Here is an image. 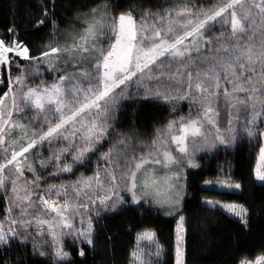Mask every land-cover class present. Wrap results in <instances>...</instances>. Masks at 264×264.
I'll return each mask as SVG.
<instances>
[{
  "label": "snow or ice",
  "instance_id": "6c2138e0",
  "mask_svg": "<svg viewBox=\"0 0 264 264\" xmlns=\"http://www.w3.org/2000/svg\"><path fill=\"white\" fill-rule=\"evenodd\" d=\"M237 6L240 8L239 12L236 10ZM177 15L183 17L185 14L182 12ZM203 15L205 18L200 19L190 31L187 30V26L192 25V20H188L183 33H177L174 40L171 38L164 39L168 33L162 30V24L160 25L161 30H156L154 27L152 46L145 47L141 41L140 46L136 47L134 42L138 40V31L142 32L144 27L141 25L138 30L136 21L130 13L121 14L118 18V27L114 29L115 43L106 53L101 52L95 65V73H81L73 76L61 75L58 77V82L50 86L29 88L23 94L22 102L19 104L13 95L12 110L8 111V120L4 119V98L0 97V124H8L10 127L17 126L11 121L12 111L24 112L26 108H30L37 113V123L43 119L46 126V130L42 127L39 132L34 131L33 138L26 143V146L21 144L18 151L13 150L11 157L5 156V162L0 163V188L5 187V182L10 180L12 191L17 194L14 206L20 208L22 213L20 219L9 221L10 227L7 233L4 231L3 224L0 223V243H8L9 237L12 239L17 237L19 233L16 225L22 227L30 225L33 220L41 226L44 224H49L50 227L52 225L55 227L62 226V228L69 229L68 234H72L73 224L69 212L74 205L72 200L67 198L60 204L58 201H51V195L39 196V202L44 206L45 212L51 211L56 214L57 219L54 221L35 216L32 220L24 219L28 209L35 203L31 199L29 185L39 186L35 180L22 181L25 166L28 171H35L32 164L27 163L26 154L38 144L47 142L49 147H52L54 141L63 139L70 141L68 146L62 148L59 153H53L49 162L59 165L62 163V155L71 154V150L75 151V155L72 156L73 161L82 162L86 155L94 151L96 145L100 144L108 134L107 119L111 112L109 100L110 98L114 99L115 89L126 84L138 74L146 75L148 80H155L158 85L155 91L146 93L145 99L153 97L165 101L189 99L193 106L199 103L196 118H192L190 115L187 118L181 117L177 121L169 122L167 129L158 133L148 155L141 156L135 163L133 161H136V158L133 157L127 164L123 165L125 170L119 175L115 171V166L120 164L119 154L117 153V158L113 159V153L110 151L101 157L113 165L112 171L107 168L104 170L105 179L102 180L101 173L97 172L93 177L81 178L75 185L50 188V194L59 197L61 189H63L66 196L67 188L71 187L76 197H79L82 191L85 195L90 196L87 190L92 189L94 184L101 189L107 185V190L103 196L100 195L99 191L95 192L96 199L99 200L100 205L107 206V202L111 201L112 206L115 207L116 203L123 201L117 190L122 185L126 191L132 194L133 202H139L140 198L134 191L137 187V172L149 163L163 164L167 167L169 163L175 162L176 158L170 150L171 144L176 145L175 151L180 153L181 157L188 156V142L191 141L193 144L197 142L196 138L204 134L205 124L212 125L216 129L215 139L221 144L228 142L224 136L220 135L218 123L221 95L224 97V106L230 110L228 112V131L233 133L232 139H235L234 133L237 131L236 125L240 123V117L235 115L233 118L234 114L231 110H235L237 113L243 112L245 116L242 125L244 131L249 137L255 134L256 121L264 118V99L261 98L264 96V0H229L218 10ZM257 16L261 18L259 21L256 19ZM161 20H163L162 17ZM210 22H222L229 26L231 36L237 37V39L229 40L228 37H225L223 41L219 38L216 41H205L206 51L201 52V49L196 46L195 51L198 55L193 57L190 45H194L195 41H189L188 45L185 42L189 37L202 36ZM257 26L260 28L259 39L256 38L255 31H248L250 27L255 29ZM172 30L169 28L168 31L171 32ZM94 31V26L89 25L81 37V42H74V47L88 52L89 49L86 44L89 38L94 35ZM144 39L146 40L147 37ZM217 44L226 46L217 48ZM60 52V48L51 47L41 55L48 58ZM9 53H15L16 56L24 60L35 59L30 57L28 48L18 41L14 40L9 46L5 44L4 40H0V65L9 64ZM193 61L199 63L193 66ZM158 63L159 67H154ZM165 76H167V82L164 79ZM14 82L23 84L24 78L17 77ZM12 83L13 81L10 80L9 84ZM185 83L187 91L183 89L176 91L177 84L183 85ZM228 85H231V89ZM12 92L13 89L10 86L9 91L4 96L7 97ZM232 101H236V103ZM257 105H259V109ZM249 109H251L250 119L247 118ZM20 126L22 127V125ZM4 132L5 128L0 126V144L5 143ZM77 140H82L83 145L77 147L75 143ZM121 143H124L123 139ZM212 146L215 144L213 143ZM259 161L255 176L257 180L264 181V147L260 148ZM41 166L47 165L41 161ZM189 166L196 167L191 159H189ZM59 171L71 172L72 165L65 164L59 168ZM56 174L53 173V175ZM156 183L154 178L151 179V182L146 179L144 187L147 189ZM222 186L240 188L239 184ZM21 190L25 193L22 197L19 195ZM157 194L159 195V193ZM113 196L116 197L115 200H113ZM12 203L10 201V204ZM91 203L95 205L96 200H91ZM80 207L87 209L88 203L81 202ZM224 207L228 212L240 216L242 219L246 215V210L242 206L225 205ZM12 210V207H9V216H11ZM183 220L184 217L181 216L177 225L176 264H183L181 247ZM52 232L55 240L57 237L54 228H52ZM63 234L61 232V235ZM90 234L91 223L89 222V228L86 231L76 232L75 236L77 238L83 237L91 244ZM153 236V233H142L137 238L138 243L143 240L151 241ZM41 255L44 253L42 252ZM55 255L58 261L69 258V254L64 252L62 248H58ZM80 255L83 256L84 252L81 251ZM132 255L139 261V264H143L139 251L133 252ZM240 264H264V256L258 257L254 262L241 260Z\"/></svg>",
  "mask_w": 264,
  "mask_h": 264
},
{
  "label": "trees",
  "instance_id": "16d2710c",
  "mask_svg": "<svg viewBox=\"0 0 264 264\" xmlns=\"http://www.w3.org/2000/svg\"><path fill=\"white\" fill-rule=\"evenodd\" d=\"M229 0H0V39L9 45L14 40L26 44L30 57L42 56L52 39L62 43L60 34L76 31L85 25L89 16L107 14L115 20L121 14H131L136 22L145 16L162 14L166 10L182 9L191 13H212ZM43 21V23H40ZM209 24L206 38L214 40L222 29ZM53 31V32H52ZM17 34V35H15ZM53 34L55 36H53ZM23 43L24 47H26ZM33 59L15 58L9 63V75H14L20 65L31 66ZM17 63L18 66L14 64ZM50 64V63H49ZM52 72L63 75L61 63H54ZM86 65V64H85ZM5 66L0 65V97L8 92ZM85 67V66H84ZM62 69L61 71H59ZM111 130L100 147V152L110 150L120 138H139L151 141L156 132L174 117L173 108L156 99H145L143 94L130 92L123 97L112 112ZM6 124L5 143L0 144V163L9 152L19 150L21 144L33 138L23 117L16 112ZM22 125V127L20 126ZM36 132V131H35ZM264 118L255 134L246 137L233 148L214 150L196 158V168L186 171V195L178 216L158 213L152 206L139 201L127 204L96 220L92 243L65 242L64 250L69 258L58 261L48 245H35L32 241L11 240L0 247V264H139L133 257L138 236L150 231L156 253L144 241L141 253L143 264H175V227L178 217L185 223L184 264H239L243 259H254L264 254V181L257 182L254 170L262 147ZM7 149V152H5ZM27 155V163L35 167L36 150ZM94 156V155H92ZM92 161L88 162L91 165ZM26 168V166H25ZM92 172L84 166L76 167L67 179ZM32 175L24 171L25 177ZM28 178V177H26ZM25 178V179H26ZM223 181L239 184L240 191L202 187L206 181ZM204 200L239 203L247 210V225L218 206H210ZM3 203V202H2ZM3 204H0L2 209ZM3 210V209H2ZM153 249V248H152ZM83 251L84 255H80ZM44 255H41V253Z\"/></svg>",
  "mask_w": 264,
  "mask_h": 264
},
{
  "label": "rangeland",
  "instance_id": "374dc122",
  "mask_svg": "<svg viewBox=\"0 0 264 264\" xmlns=\"http://www.w3.org/2000/svg\"><path fill=\"white\" fill-rule=\"evenodd\" d=\"M236 10L239 12L240 8L237 6ZM184 13L185 15L183 17H179L178 13ZM105 18L102 17V15L97 16H89L88 20L85 21V25L83 27H80L81 29H78V32L76 31H68L64 34H60V39L63 41L62 43H58L56 40V37L52 39V42L48 46V49H44L43 52L48 51L51 47H58L61 49V52L58 54H54L48 58H44L42 56L33 59V63L31 66H23L20 65L17 69V72L13 75H9V64H5V70L6 75L8 77V91L9 87L11 86L13 89V92L9 94V96L4 98V119L8 120V111L12 110V97L15 96L16 102L19 104L22 102L23 94L28 91L29 88H36L38 86H50L53 83L58 82V77L61 75H57L58 70L55 72H52V65H55L54 63H61L62 69L64 70L63 76H73V75H79L81 73H95L96 68L95 65L97 64L98 58H100L101 52H107L113 43H115V31L118 27V18L115 20H108L107 14L103 15ZM161 17L163 20H161ZM205 17L202 16L201 13H191L188 10H182V9H173V10H166L162 12V14L159 15H153L151 17L145 16L140 21L136 22V27L139 30L141 28V25H143L144 30L142 32L138 31V40L134 42V45L136 47L140 46L141 41H143V44L145 47H151L154 34H153V28L155 27L156 30H161L160 25H163L162 30L164 32L168 33V36H165L164 39H175L177 33H183L185 30V27L187 26V21L192 20V25L187 26V30H191L192 27L195 26L196 23L200 19H204ZM257 21H259L261 18L259 16L256 17ZM135 20V19H134ZM218 25L216 27L217 29H222L223 32H220L218 34V37L221 41L224 40L225 37H228L229 40H236L237 37L231 36L230 27L223 24L222 22H210L209 24H215ZM89 25L94 26V35L89 38L88 43L86 44V47L89 49L88 52H84L83 50H78L74 47V42L79 43L81 42V37L85 34V30L89 27ZM169 28H172L173 30L169 32ZM249 32L255 31L256 38L259 39L260 37V28L257 26L255 29L249 28ZM53 32V31H52ZM205 30L202 33V36L197 37H189L188 40H186L185 44L188 45L189 41H195L194 45H190L191 47V55L193 57H196L198 53L195 51V47L198 46L201 49V52L206 51L205 41H211L209 37L206 38ZM17 35V34H15ZM53 36H55L53 34ZM144 37H147L145 40ZM217 38H215L212 41H216ZM158 42V41H157ZM23 42H20V44ZM25 46L26 44L23 43ZM7 45V44H6ZM12 45L9 44V46ZM226 45L217 44L216 47H222ZM27 47V46H26ZM183 47V46H181ZM208 47H211V45H208ZM30 55V54H29ZM9 61H12L15 58L22 59L18 56H16L15 53H9ZM10 63V62H9ZM50 63V64H49ZM199 63L198 61H193V66L195 64ZM16 66L17 63L14 62ZM86 64V65H85ZM85 66V67H84ZM159 67V63L154 66ZM167 67V65H165ZM60 69L59 71H61ZM175 71V69H173ZM17 77H23L24 83L23 84H17L15 83V79ZM165 81L167 82V76L164 77ZM12 80L13 83L10 85L9 81ZM186 80V78H185ZM158 87L157 82L155 80H148L145 76H141L138 74L136 77H133L132 80L126 82V84L121 85L119 88L115 89L114 91V99L109 100V106L111 108V112L108 115L107 124L109 125L108 133L111 130L110 123L112 121V112L113 109L117 106L119 101L123 97H127L130 92H134L135 94H143V96L146 95L148 92L155 91V89ZM229 89H231V85H228ZM180 89H183L184 91H187L186 83L183 85L177 84L176 91H179ZM243 95V94H239ZM264 99V96L261 97ZM150 99H156L164 104H168L173 108L174 117H172L168 122L171 121H177L181 117H189L190 115L192 118H196L198 115V108L199 103H196L195 106H193L192 101L189 99H176L173 101H165L164 99H157V98H150ZM233 103H236V101H232ZM219 106H220V116L218 118L219 128H220V135L224 136L226 140L228 141L225 144H221L218 140L215 139L217 132L216 129L212 127V125L205 124V130L204 134L200 137L196 138V143L193 144L191 141L188 142V149L189 154L188 156L181 157V154L175 151L176 145L171 144L170 150L172 151V155L176 158L175 162L169 163L167 167H165L163 164H153L149 163L144 166L140 171L137 172L136 176V189L134 190L137 194V196L140 198L139 201L145 202L144 204H148L152 206L158 213H163L166 216H178L182 204L183 199L186 195V171L191 168L189 166V159L192 160V162L197 166L196 164V158L198 155L204 154V153H212L214 150H219L223 148H233L237 143L245 139L246 137H249L247 133L244 131V128L242 127L245 116L243 112L237 113L235 110L233 111V118L235 115H239L240 117V123L236 125L237 131L234 133L235 139H232L233 133H230L228 131V112L230 111L228 108L224 106V97L223 95L220 96L219 100ZM257 108L259 109V105H257ZM16 111H12V114ZM251 109H249V115L248 119L251 118L250 115ZM20 116L23 117V120H25L32 131L39 132L41 128L43 127L44 130H46V126L44 125L43 119L40 120L39 123H37L36 117L37 113L34 110H31L30 108H26L24 112H16ZM263 119V118H262ZM262 119H258L255 124V129L258 127L259 123L262 121ZM167 125L161 127L156 132V137L151 141H144L142 139H139L137 137L131 138V137H122L118 139L113 144V147L110 148V150L100 152V147L102 146L103 142L107 139L106 137L101 141L100 144L96 145V148L94 151L89 152L84 160L82 162H74L72 159V156L75 155V151L71 150V154L65 153L61 157L62 163L59 165L55 163H51L50 157H52L53 153H59L60 150L66 146H68L70 141H64L63 139L57 140L53 142V146L49 147L47 142H44L43 144H38L34 149L36 150V159L34 160L35 163V171L32 172V175L35 174V177H32L31 175H27L26 178L25 175L22 178L23 180L27 181H37L36 185H29V190L31 192V199L34 201V205L28 209V212L26 215H24V219L26 220H32L33 217H38L41 219H45L48 221H54L56 220V214L54 212L48 211L47 213L44 210V206L40 204L39 202V196L45 195L46 197L51 195V201H58L60 204L63 203L64 199H70L73 202L74 207L70 209L69 215L71 216V221L73 224L72 234L69 233V229L62 228L61 227H55V225H52L50 227L49 224L44 225H38L33 220V223L26 226H20L16 225L17 232L19 233L15 239H12L9 237L8 243H0V247L7 246L11 240H23V241H32L33 247L35 248V245L40 247L41 245H48L54 251V255L56 253V250L58 248H62L64 252V244L65 242H80V243H88L87 239L80 237L77 238L75 236L76 232L87 230L89 228V222L91 223V234L90 238L94 234V224L96 220L104 216L106 213H111L118 209L119 207L125 206L127 204H138V202H133L132 194L124 189V187L121 185L117 190L119 192L120 197L123 198L122 202L116 203L115 207L112 206V202H107V206L100 205L99 200L96 199L95 192L99 191L100 195L103 196L105 194V191L107 190V185L104 186V189H101L98 185L94 184L92 189L87 190L90 193L89 195H85L82 191L81 195L79 197L75 196V193L71 187L67 188V195L65 196L63 189H61V195L58 197L54 194L49 193L50 188H60L61 186H70L75 185L78 180L81 178L86 177H93L97 172L101 173V179H105L104 177V170L107 168L109 171L113 170V165H110L108 161L101 159V157L109 153L110 151L113 153V159L117 158L116 154H119L120 164L119 166H115V171L117 175H119L120 172L124 171L123 165L127 164L133 157L136 158V161H133V163L138 162L139 158L141 156H147L150 148L152 147L153 141L157 139V135L160 132H163L167 129ZM0 126L5 127L6 124H0ZM206 137V139H205ZM123 139L124 143H121V140ZM71 140V137H70ZM262 147H264V135H262ZM77 144V147L83 145L82 140L75 141ZM213 143L215 146H212ZM260 153V151H259ZM94 155V156H92ZM2 155H0V158ZM11 157V152H9V156L7 158ZM260 154L257 159V165L254 170L257 169L259 161ZM41 161H44L47 166H41ZM92 161L91 165H88L87 163ZM5 160H2V163H4ZM65 164L72 165V171L76 167L84 166L86 169L91 170V174L87 175L85 173H81L77 176H75L73 179H67L66 176H69L71 172H61L59 171L60 167H63ZM27 168H25V171ZM53 173H57L56 175H53ZM26 178V179H25ZM38 178V179H37ZM154 178L157 183L155 185L150 186L149 188H145V181L146 179L151 182V179ZM257 182H263L256 179ZM237 184V183H236ZM231 182H223V181H206L203 183L202 187L206 188H217L221 190H231V191H237L241 189L235 188V187H225L222 185H236ZM130 186V184H129ZM159 193V195L157 194ZM24 191L21 190L19 192V195L22 197L24 196ZM16 195L12 191V185L10 180L5 182V187L0 188V204L2 206V209H0V223L3 224V228L5 233H7L10 223L9 221L11 219H20L21 218V210L18 207H15L16 202ZM116 197L113 196V200H115ZM91 200H96L95 205L91 203ZM10 201L13 203L10 204ZM3 202V203H2ZM81 202L88 203V208L84 209L80 207ZM211 202V203H209ZM204 203L206 205L210 206H218L225 212H227L229 215L234 216V218H238L243 222L244 225H247V210L244 209V206L239 203H231V202H221L218 200H204ZM37 205H39L37 207ZM225 205H238L242 206L244 210H246V215L243 216V219L240 216H236L235 214L228 212L227 209L224 207ZM9 207H12V214L9 216L8 209ZM8 217V219H6ZM180 221V217L177 218L176 221V227H175V245L177 247V225ZM52 228L55 229L56 239L53 238V232ZM61 232L64 234L61 235ZM185 232V223H183V232H182V252L184 254V234ZM149 233V232H148ZM150 233H152L150 231ZM141 235V234H140ZM139 235V236H140ZM155 236V235H154ZM153 236V237H154ZM144 241L149 244L150 246V254L154 255L156 253V249H154V244H152V240H143L140 241L137 245V250L139 251L140 255L143 251V243ZM153 248V249H152ZM175 264H176V248H175ZM260 256H264V254H261ZM258 256V257H260ZM56 257V255H55ZM258 257L254 259H243L254 262ZM57 259V257H56ZM58 260V259H57ZM135 261L139 263V261L135 258ZM144 263V262H143ZM183 264H184V256H183ZM240 264V261H239Z\"/></svg>",
  "mask_w": 264,
  "mask_h": 264
}]
</instances>
